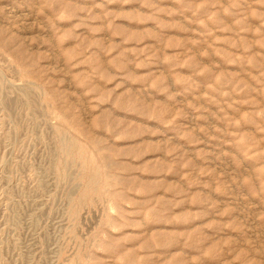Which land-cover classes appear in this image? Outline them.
I'll return each mask as SVG.
<instances>
[{
  "label": "rangeland",
  "instance_id": "1",
  "mask_svg": "<svg viewBox=\"0 0 264 264\" xmlns=\"http://www.w3.org/2000/svg\"><path fill=\"white\" fill-rule=\"evenodd\" d=\"M0 264H264V0H0Z\"/></svg>",
  "mask_w": 264,
  "mask_h": 264
}]
</instances>
